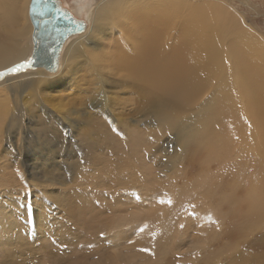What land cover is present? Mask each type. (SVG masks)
<instances>
[{
  "label": "rangeland",
  "instance_id": "rangeland-1",
  "mask_svg": "<svg viewBox=\"0 0 264 264\" xmlns=\"http://www.w3.org/2000/svg\"><path fill=\"white\" fill-rule=\"evenodd\" d=\"M177 6L196 11L186 33L201 47L167 97L93 48L116 33L77 52L84 11L61 71L39 84L40 69L8 72L28 73L24 90L0 77V264H264V219L250 214L264 179V0Z\"/></svg>",
  "mask_w": 264,
  "mask_h": 264
},
{
  "label": "bare ground",
  "instance_id": "bare-ground-1",
  "mask_svg": "<svg viewBox=\"0 0 264 264\" xmlns=\"http://www.w3.org/2000/svg\"><path fill=\"white\" fill-rule=\"evenodd\" d=\"M66 1L65 3L67 4L69 0ZM178 1L179 0H92L87 3L86 0H72L71 5L67 4L68 7H71L68 8L66 6V8L77 18L82 17L80 16L82 11L86 12L89 20L88 35H79L80 37L77 38L79 44L76 45V48H78L77 52H81L85 42H92L90 37L95 36L96 38L98 34L109 35L116 33L113 40L111 37V39L109 38L110 41H112L107 45L101 47H96L95 45L93 48L97 49V51L98 48L100 51L108 48L111 54L108 58V62L113 64L117 63V65L126 64L127 70L133 66V75H135L136 78H139L143 83L150 84L157 93L165 97L169 96L171 90L178 89L177 85L180 84V87L184 82L185 84L187 83L188 78H191V76L195 74H191L192 71L197 73L198 52L195 44H199L201 47L198 36L195 38H188L186 33V27L189 28V26L192 25L196 29L198 25L199 20L196 11L188 12L187 14L190 16L184 14L180 7L177 6ZM193 3L197 6V0H193ZM84 4L87 5L84 6ZM28 20L27 0H0V69L5 67V69L0 70V72H2L1 78L5 77L1 83L14 80V83L9 86L13 89L17 88L24 90L21 84L31 85L34 82L33 80L21 81V79H19L28 76V73L25 74L24 72H20L13 78H9L7 74L10 72L8 71L10 68H14V66L16 67L17 65L20 66L19 70L26 68V63H22V61L29 54H27V48L21 46L20 41L23 36H27L29 31H32L31 23L28 24ZM213 20L216 21L215 18H212L211 23L214 25L213 27H216L217 21L213 23ZM206 23L209 25L208 21ZM172 24H176V26L179 25L180 34L176 36L175 34L170 35V31L167 27ZM104 40L100 41L104 42ZM92 50L89 49V51ZM100 51H98V53ZM98 53L91 52L90 56L92 58L99 56L103 59L104 54L99 55ZM64 54L65 55L62 53L61 60L59 59V61L61 64L63 63L66 65L68 57L66 58L65 52ZM190 65L197 66L195 71L192 70ZM61 67L62 65L58 63V70L56 68V73L61 71ZM35 69H40L37 70L35 74H32L40 77L37 84L48 78L47 76H49V73H52H47L48 71L43 68ZM12 73L14 72L10 74ZM1 83L0 109L5 110L7 107L4 103L6 100V93ZM6 86L8 87V85ZM37 87L36 85L33 88L38 89ZM260 97L264 98V94H261ZM50 99L51 98L46 99V102H49ZM261 100L264 102V99ZM219 140L218 143L220 144L222 140ZM251 192V196H260L262 198L259 202H256L257 197L251 198L253 202L252 210L254 211L250 214L251 216L254 214L260 215L262 220L264 219V179L254 184Z\"/></svg>",
  "mask_w": 264,
  "mask_h": 264
},
{
  "label": "water",
  "instance_id": "water-1",
  "mask_svg": "<svg viewBox=\"0 0 264 264\" xmlns=\"http://www.w3.org/2000/svg\"><path fill=\"white\" fill-rule=\"evenodd\" d=\"M28 18L32 25V46L26 67L43 68L53 73L63 44L70 37L82 33L86 21L77 18L61 0H29Z\"/></svg>",
  "mask_w": 264,
  "mask_h": 264
},
{
  "label": "snow or ice",
  "instance_id": "snow-or-ice-1",
  "mask_svg": "<svg viewBox=\"0 0 264 264\" xmlns=\"http://www.w3.org/2000/svg\"><path fill=\"white\" fill-rule=\"evenodd\" d=\"M19 65H17L16 67H14V68H10L8 71H10V72H16V71H18L19 70ZM140 231H143V228H141L140 229ZM143 251H148L147 249H143Z\"/></svg>",
  "mask_w": 264,
  "mask_h": 264
}]
</instances>
